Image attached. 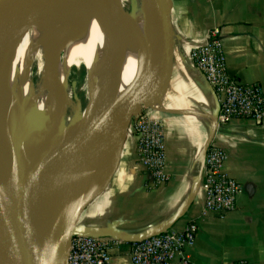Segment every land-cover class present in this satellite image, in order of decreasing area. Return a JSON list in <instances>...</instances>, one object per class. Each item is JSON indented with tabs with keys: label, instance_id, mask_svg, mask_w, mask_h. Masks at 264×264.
<instances>
[{
	"label": "crops",
	"instance_id": "obj_1",
	"mask_svg": "<svg viewBox=\"0 0 264 264\" xmlns=\"http://www.w3.org/2000/svg\"><path fill=\"white\" fill-rule=\"evenodd\" d=\"M170 1L173 68L162 102L150 109L163 124L170 180L158 184L142 168L139 138L129 127L114 176L81 226L112 230L117 234L112 239L121 241L182 232L205 205V150L213 135L211 143L228 155L225 173L242 190L234 211L201 220L186 253L192 264H264V120L235 118L215 131L214 92L190 58L209 31L219 28L228 74L264 92V0ZM125 240L113 246L110 264H132L131 241Z\"/></svg>",
	"mask_w": 264,
	"mask_h": 264
},
{
	"label": "bare ground",
	"instance_id": "obj_2",
	"mask_svg": "<svg viewBox=\"0 0 264 264\" xmlns=\"http://www.w3.org/2000/svg\"><path fill=\"white\" fill-rule=\"evenodd\" d=\"M117 5L114 0H56V3L54 0H38L20 24L11 33L0 38V111L3 105L8 108L10 100L16 101L18 120L26 126V129L16 126V133L24 161V199L27 205L37 192L51 191L52 201L60 200L63 203L60 207H51L53 214L59 213V208L66 210V207L80 199L84 201L98 183L111 176L125 128H122L101 154L82 161L79 183L60 189L58 193L55 190L69 144V136L64 135L62 129L66 126L65 113L70 107V100L65 92L66 80L59 73L56 62L59 60L57 53L63 47L67 52L64 65L67 63L66 59L74 62L80 54L79 50L83 56L91 54L98 65L103 66L104 56L108 59L109 54L100 52L96 55V49L103 41L108 42V51L116 56L121 68L118 80L113 78L108 69H104L99 76L90 71L88 77V105L84 113L88 122L84 128H93L99 122L101 108L112 94L122 87L132 85L145 74L153 52L152 0H143L135 16L125 13ZM29 26H33L35 32L32 39H29L27 32ZM17 31L19 38L16 51L14 50V60L18 67L14 71L15 80L10 82V59L6 58V54L10 37ZM40 43L44 48L42 56L45 60L42 69L52 76L48 91L51 102L42 83L35 97L27 101L31 90V63ZM32 105L35 112L30 110ZM52 107H56L59 114H53ZM75 125L73 123L70 127ZM104 132L106 129L98 131L93 140H99ZM35 172H39L45 180L37 182L34 179ZM1 179L4 184L5 179ZM34 230L38 239L42 240L48 229L36 223ZM0 264H17L5 247L0 250Z\"/></svg>",
	"mask_w": 264,
	"mask_h": 264
},
{
	"label": "water",
	"instance_id": "obj_3",
	"mask_svg": "<svg viewBox=\"0 0 264 264\" xmlns=\"http://www.w3.org/2000/svg\"><path fill=\"white\" fill-rule=\"evenodd\" d=\"M37 3L38 0H0V38L11 33ZM152 32L153 52H151L145 74L132 85L122 87L112 94L101 108L99 122L93 128H83L78 134L68 138L69 144L65 150L64 164L57 177L55 187L57 193L60 189L79 183L82 161L101 154L122 128H125L111 176L98 183L92 194L84 201L80 199L77 203L66 207V210L59 208L63 205L60 200L52 201L51 191L37 192L32 196L29 204H26L24 199L26 181L21 145L16 133V125L10 119L8 108L5 105L2 106L0 111V250L5 247L17 264H69L71 242L77 234L100 238L117 237L112 230L86 229L81 226V222L91 205L105 193L114 176L133 116L142 107H155L163 100L174 61L170 0H152ZM107 43L105 41L101 43L103 54H109L108 59L104 56L105 64L113 78L118 80L121 76V68L116 56L108 51ZM113 63L117 68L112 69ZM216 103L217 116L220 108L217 99ZM102 129H106V132L99 140L94 141V135ZM212 140L213 135L208 140L206 153ZM1 177L5 179L4 184ZM34 179L41 182L45 180V177L35 172ZM53 205H60L59 213H52ZM36 223L48 229L42 240L38 239L34 230ZM142 239H123L122 241L134 242Z\"/></svg>",
	"mask_w": 264,
	"mask_h": 264
},
{
	"label": "built area",
	"instance_id": "obj_4",
	"mask_svg": "<svg viewBox=\"0 0 264 264\" xmlns=\"http://www.w3.org/2000/svg\"><path fill=\"white\" fill-rule=\"evenodd\" d=\"M191 61L211 87L219 103L214 120V130L232 119L264 120V92L255 84H243L227 71L221 30L209 31L207 41L191 50ZM150 109L142 107L133 116L130 127L138 136L139 163L155 182L165 184L170 180L166 172V138L162 121L150 116ZM227 153L211 143L204 161L206 201L201 214L191 220L182 232L167 231L145 239L130 242L129 257L132 264H192L187 250L195 244L201 220L213 214L224 218L237 208L241 185L224 171ZM124 241L77 234L73 237L69 264H110L113 246ZM237 264H250L241 260Z\"/></svg>",
	"mask_w": 264,
	"mask_h": 264
},
{
	"label": "rangeland",
	"instance_id": "obj_5",
	"mask_svg": "<svg viewBox=\"0 0 264 264\" xmlns=\"http://www.w3.org/2000/svg\"><path fill=\"white\" fill-rule=\"evenodd\" d=\"M143 0H114L119 6L121 7L122 11H124L127 14H132V16H135L137 11L139 10ZM56 3V0H54ZM32 27H28V36L29 39H32L34 37V29H31ZM30 29V30H29ZM32 31V32H31ZM14 38V39H13ZM19 38V31H17L14 36L12 35L10 37L9 47L7 49L6 58L10 59V82H13L15 80L14 78V71L17 66V62L14 60V50L16 51V45L18 43ZM13 44V46H12ZM15 46V47H14ZM101 48V49H100ZM38 52L32 59L31 63V76H30V94L28 96L27 101H31L35 94L37 93L40 83H42L45 86V93H48L49 87L52 81V76L49 72L42 69V66L45 64V60L43 59V45L40 43L38 45ZM102 53V44L98 46V49H96V55L99 53ZM66 53V55H65ZM79 56H77L74 60V62L67 60V63L64 65V60L67 58V52L64 51L63 47H60V51L57 58V66L59 69V73L64 77L65 84H66V95L68 96V99L70 100V107L68 108V111H66V126L62 129L64 135H68L69 137L74 136L80 132L85 127V124L88 122V120L85 119L84 113L85 108L88 105V97H87V88L88 85V77L90 76V71L96 75H101L108 66L103 64V66L98 65L97 60L93 56L85 54L84 58L83 53H81L78 50ZM64 55V56H63ZM99 56V55H98ZM62 58V59H61ZM96 60V61H95ZM63 61V62H62ZM61 62V63H60ZM59 63V65H58ZM71 63V64H70ZM70 65V67H69ZM88 65V66H87ZM106 67V68H105ZM117 68L115 63L112 65V69ZM41 69V71H40ZM94 71V72H93ZM42 80V81H41ZM49 100L50 99V92L48 93ZM17 102L16 101H9L8 102V112L11 121L16 126H21V128L26 129V126L22 123L20 124L18 118L19 113L17 109L15 108ZM28 103V102H27ZM32 105V108L30 109L32 112H35ZM51 112L53 114H59V110L56 107L51 108ZM84 118V119H83ZM75 123V127H70L71 124ZM81 127V128H80Z\"/></svg>",
	"mask_w": 264,
	"mask_h": 264
}]
</instances>
